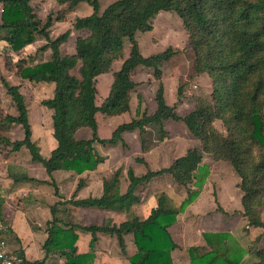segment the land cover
<instances>
[{"label": "trees", "instance_id": "obj_1", "mask_svg": "<svg viewBox=\"0 0 264 264\" xmlns=\"http://www.w3.org/2000/svg\"><path fill=\"white\" fill-rule=\"evenodd\" d=\"M31 2L0 0L3 14L0 40L17 50L34 42L36 35L47 40L37 51L51 48V60L29 67L21 58L16 66L21 78L55 83L53 97L43 99L41 104L53 110V135L57 146L49 156L42 154L38 141L33 138L29 108L21 85L12 84L5 77L1 81L17 113L5 112L0 101V146L8 153L26 146L32 159L41 162L51 177V181H44L25 173L12 174L15 181L49 182L54 187L57 200L50 206L53 217L47 221L48 237L43 245L47 254L59 252L65 258V264H91L93 251L80 253L75 243H66L60 249L55 246L59 241V225L64 224L68 225L72 238H77L76 229L89 232L92 249L99 241V233H107L117 238L126 253L125 235L133 233L138 251L130 257L132 264H153L155 258L156 264H174L171 252L179 245L168 228L176 221L180 208L168 202L165 192L156 196L157 203L147 218L132 215L119 224L108 221L86 225L76 223L70 220L68 213H65L67 218H63L62 209L72 204L126 212L140 202L137 193L140 185L164 174L170 175L178 185L189 188L203 161V153L216 161L225 160L233 165L241 178L238 186L243 191L242 213L248 225L264 227L261 217L264 199V0H115L103 12H100L99 0H55L70 9L80 2H88L93 7L91 14L77 17L73 24V29L88 31L85 36H77L73 53L61 48L68 41L71 28L56 37L50 35L54 22L64 20V14L59 13L54 18L50 13L43 20ZM171 10L180 15L187 29V44L195 54V71L207 73L213 84L211 98L198 97L195 108L185 116L177 111L183 87H178L177 101L170 105L161 80L163 64L181 50L169 46L163 51L144 55L136 38L137 32L153 29L152 20L158 13ZM125 40L130 42L126 57ZM120 59L123 60L121 67L113 70L114 62ZM5 60L6 67L11 69L12 59L6 56ZM141 66L152 69L154 76L160 79L155 94L156 110L153 113L144 111L142 115L119 124L108 138L100 137L98 113L114 116L130 111L132 92L139 84L133 75ZM75 69L77 74L73 72ZM109 72L113 75L109 93L98 104L97 78ZM169 119L183 121L199 139L200 146L189 148L185 155L158 170H152L144 157H137L136 160L148 169L138 175L130 166L124 193L121 191V167L103 179V192L99 197L76 199L83 179L79 180L70 198L60 191L54 171L70 169L82 173L96 169L105 161L106 157L98 151L96 143L108 146L122 142L126 145L124 132L137 130L144 149L146 127L156 125L165 133L164 124ZM216 119L223 122L226 133L216 127ZM15 124L24 129V138H11L9 132ZM83 127L92 129L91 138L76 136ZM189 193V198L193 197V190ZM3 204L4 200L0 198L1 220ZM218 209L224 211L220 205ZM204 237L212 249L200 254L197 246L190 247L191 264H241L242 248L231 253L234 242H228L233 240L232 235L205 233ZM260 239L261 235L257 236L249 248L256 259L247 264H264V249L258 247ZM16 253L21 258L17 264H45V258L31 261L21 252Z\"/></svg>", "mask_w": 264, "mask_h": 264}, {"label": "rangeland", "instance_id": "obj_2", "mask_svg": "<svg viewBox=\"0 0 264 264\" xmlns=\"http://www.w3.org/2000/svg\"><path fill=\"white\" fill-rule=\"evenodd\" d=\"M115 0H99L100 2V12H103L105 8ZM34 6L36 8L37 14L41 16L43 20H46L48 14H52L54 18L61 13L64 14L65 19L61 20L63 22L61 25L55 27L52 30V35L57 36L65 32L67 29L71 28L72 32L70 37L65 43V51L72 50L73 45L75 46V41L77 36L79 35H87V30H76L73 29V24L77 17H82L89 15L90 12H93V7L88 2H81L80 5H77L73 9L68 8L65 5H59L55 2V0H33ZM91 9V11H89ZM91 14V13H90ZM2 9L0 7V22L2 21ZM153 29L147 32H137L136 38L139 42L141 52L144 55H150L153 53H157L163 51L169 46H172L176 49H180L181 52L172 57V59L163 64V75L162 82L165 84V98L168 104L173 105L177 101V92L178 87H183V97L181 103L177 105L179 108V113L182 116L187 115L190 111H192L197 102L198 97L210 99L213 92V84L212 79L207 73L198 74L194 69V60L195 54L193 50L188 46V32L183 22V19L176 11H161L158 13L152 20ZM46 39L43 36L36 35L35 41L32 42L35 44L33 47V52L37 51L36 48L44 45L46 43ZM28 45V44H27ZM124 56H128L130 50V42L125 40L124 42ZM21 49L12 48L8 42H4L0 40V101L2 103V107L5 112L16 114L17 111L12 103L10 95L7 93L5 87L2 84L1 78L12 74L15 72L17 74V66L16 64L22 58L24 61L22 62L25 66L34 67L38 63H42L45 61H49L52 58V50L51 48H47L45 50L37 51L35 56L23 55L16 53ZM75 48V47H74ZM13 52V53H12ZM46 52H49L46 56ZM41 55V57H40ZM6 56H9L12 59L13 66L11 69L6 67ZM43 60V61H42ZM42 61V62H40ZM37 62V63H36ZM123 60H117L113 64V70L119 68L122 64ZM74 73H78L77 69L73 71ZM104 78H100L97 80V86L99 89L97 101L98 104H101L104 100V97L108 95L109 90V80L111 77V73L102 74ZM134 79L139 83L137 88L132 92L131 98V110L129 115L119 116L113 121H106V114L99 112L97 115L98 124H99V135L103 138H108L112 135L113 130L121 124V122L130 121L133 118H136L144 111H148V113H153L157 108V103L155 100V94L160 82V79H157L153 70L146 67H139L134 73ZM14 78H16L14 76ZM11 83H15L12 82ZM48 91H44L42 95H34L31 87H26L27 98L30 101L28 105L29 108V119L30 122L36 126V120L40 117L38 108H44V106H39L36 102L41 104V101L46 98L48 95ZM39 106V107H38ZM39 122V121H38ZM216 127L226 133V128L223 122L220 119H216L215 121ZM22 129V127H17ZM168 128L170 129L169 134L168 131L162 133L159 130V127L156 125H149L147 132L145 134L147 139L148 147H157L169 149V147L178 148L177 154L183 153L185 148L200 146V141L189 131L188 127L183 121H170ZM18 130V129H17ZM46 130V129H45ZM47 131V130H46ZM20 131L14 132V136L11 138L18 139ZM24 133V130H23ZM45 131L40 132V128L38 129L39 136H43ZM93 131L90 127L82 128L78 134L79 138H91ZM128 143L125 145L122 142H119L117 145H108L104 146L102 144L96 143L97 146L102 151H106L111 153L112 160L109 161L108 165L104 168L103 171H109L110 174L115 172L118 168L123 169V189H126L128 185L127 179V170L131 167H137L138 170L142 172H138V174L143 173L145 167L147 166L143 164H138L136 158L143 156V148L140 140L139 133L128 135ZM126 141V140H125ZM180 141V142H179ZM50 145V143H49ZM41 147V145H40ZM0 149H3V146H0ZM28 150V148L26 147ZM158 152H156L157 154ZM168 158V155H166ZM172 158V157H171ZM211 157H207L204 165H202L198 171L195 173V178L193 183H191L188 187L178 185L170 175H160L159 179L150 182L141 187L140 194L144 197H149L151 195L158 196L162 192H165L168 195V202L178 208H180V212H185L186 208L190 206V204L198 197V195L203 191V195L201 197V201L199 205H205L203 209H208L209 206H206L208 203L214 200L215 196L218 197V192L222 196V200L224 201L227 207H230L228 204L230 194L234 192L233 181L235 180L234 174L237 176L233 165L229 161L220 160L219 162H213V159H209ZM210 162V164L208 163ZM212 162V164H211ZM165 163H168L167 161ZM90 170V169H89ZM95 170V169H94ZM90 170V171H94ZM86 171V170H85ZM103 171H100L97 175L93 174V181L90 196L98 194V181L101 180V176L103 175ZM77 174H81L78 171H75ZM84 172V171H83ZM82 172V173H83ZM90 174V173H89ZM107 175V176H108ZM80 177L75 175V183L77 184ZM105 176L103 175V179ZM84 184V183H83ZM140 188V187H139ZM138 188V189H139ZM189 190H193V197L189 198ZM54 187L53 185L48 186V192L53 194ZM74 190H70L68 195L70 196ZM138 192V191H137ZM189 199V201H188ZM145 200V199H144ZM187 201V202H186ZM186 202V203H185ZM207 202V204H206ZM185 203V205H184ZM182 205H184L182 207ZM71 206V205H69ZM71 214L75 221L90 224V223H115L119 224L122 220L126 219V213H117L113 211H105L101 209H89L88 211H76L75 208H71ZM196 208L193 207L190 209L191 212L195 211ZM209 211V210H208ZM141 212V211H140ZM179 212V213H180ZM64 209H62L63 217L67 218L65 215ZM198 216H203L204 213L198 212ZM210 213V212H209ZM225 218L228 216L233 217L238 214L237 212L232 214L229 212L225 213ZM178 215V214H177ZM176 215V216H177ZM112 216V217H110ZM114 216V217H113ZM188 217L190 215H187ZM196 215H193L189 221L195 222L199 219H194ZM186 217V215H185ZM115 220V221H114ZM172 220V218H171ZM232 220V219H229ZM177 221V217H176ZM107 222V223H108ZM60 229L58 232V244H55L57 248H63L67 243H77L79 234L77 233V238H72L68 225L60 224ZM228 233V232H226ZM231 235V233H228ZM233 240L231 239L228 243L233 241L235 245L240 244L234 235H232ZM128 242L131 246H134L138 251V247L135 243V237L133 235H128ZM89 251L86 253L89 254L90 251L94 252L91 264L95 263L96 252L98 249H102L103 252L106 253L110 258L116 257L118 253H122V249L117 241L115 236L110 234H106L101 241H97L94 245L93 249L91 247V239L89 242ZM69 247V246H68ZM78 247V246H77ZM69 250V249H66ZM70 251V250H69ZM59 253V252H58ZM85 254V253H84ZM58 256L62 255L58 254ZM230 257V256H229ZM89 258V256H88ZM53 259H57L54 257ZM157 260H153V264H156ZM57 264V263H56Z\"/></svg>", "mask_w": 264, "mask_h": 264}, {"label": "crops", "instance_id": "obj_3", "mask_svg": "<svg viewBox=\"0 0 264 264\" xmlns=\"http://www.w3.org/2000/svg\"><path fill=\"white\" fill-rule=\"evenodd\" d=\"M80 3L78 5H80ZM31 4L34 6V2H31ZM0 7L2 9L1 4ZM89 11H91V9H89ZM62 23L63 22L60 21L54 22L50 32V35L52 37H55L52 35V30L55 27L61 25ZM65 43H63L61 46L63 51H65L64 50ZM33 47H35V44L30 43L26 45L22 50H19L16 53L23 54L24 56L28 55L29 53L30 55L35 56L37 51L33 52L32 50ZM75 50H76V41H75V46L73 45L72 50L69 51L67 50L66 52L73 53L75 52ZM48 53L49 52H46V56ZM35 57L37 59L38 55ZM109 73H111V77L108 84V86L110 87L113 80V75L112 72ZM14 76L16 78H14ZM6 77L10 82H12L13 80V82H15L14 84L21 85V91L24 93L28 105L30 104V101L28 100L26 94V87L28 86L31 87L33 94L35 96L41 94L43 95L44 91H48L49 93L44 99L53 97L54 89H55L54 82L32 81L30 79H24L18 76L15 72H12V74H9ZM100 78H104V77L99 76L97 80H99ZM36 103L39 106H44L42 104H39L38 102ZM38 110L40 117L36 120V126L33 124V122H30L33 129V138L38 141L39 145H41L42 154L44 156H49L50 152L57 146V140L53 135V131H54L53 119H52L53 110L46 106H44V108L42 107L38 108ZM177 111L179 112V108H177ZM129 113L130 111L120 115H114V116L107 115L105 117V120L113 121L119 116L129 115ZM170 121H175V120L172 119L166 120L164 124V129L168 131V134L170 131V129L168 128ZM121 123H123V121ZM19 126L22 127L21 125L18 124L12 126L9 132L11 137L14 136V132L16 130V131H20L18 139L24 138V133H23L24 129L17 128ZM39 128H40V132L45 131L42 137L39 136L38 134ZM148 128L149 126L146 127V129ZM81 129H79L76 133V136L78 138H79L78 134ZM137 132H138L137 130L124 132V138L126 142L128 143V138H127L128 135L136 134ZM12 139L15 140V138ZM96 147L98 151L103 156L106 157V159L104 162L100 163L94 171L86 170L81 174H77L74 170L58 169L53 172L54 179L57 185L59 186L60 191L66 196V198H70L72 196L79 183V181L77 184L75 183V175H77V177H80L79 180L83 179V183H84V184L82 183L80 189L78 190L76 199L89 197L92 187V181L94 179L93 174L97 175L100 171H103L104 168L108 165L109 161L112 160L111 153L100 150L97 144ZM189 148L191 147L185 148L183 153L177 154L176 152L178 151V148L176 149L173 146L169 147V149L160 148V146L157 147L152 146L149 148L146 143V147L143 150L144 155L140 157H144L146 159V161L149 164V167L152 170H158L164 167H168L174 161V159L182 155H185ZM156 152L158 153L156 154ZM166 155H168V158L166 157ZM207 157H211V155L203 153V161L201 162L200 167L204 165ZM209 159H213V158L211 157ZM166 161L168 163H165ZM213 162L215 164L219 161L213 159ZM208 163L210 164V162ZM138 164H143V163L138 162ZM143 165L146 166L145 164ZM133 168L136 174H138V172H142L141 170H138L137 167L135 166ZM146 171L147 169L145 167L143 173L141 174L146 173ZM103 172H104L103 175L105 177H107V175L110 173L109 171L107 172L103 171ZM15 173H20V174L25 173L28 174V176L39 180L51 181V177L46 171L44 165L41 162L34 161L32 159L30 151L29 149L28 150L26 149V146H23L18 151H12L9 153L7 150L3 151L2 149H0V198L4 200L1 217L3 219L2 221L4 222V224L8 226V230L5 235L8 248L15 253L21 252L28 260L31 261L42 260L43 258H45V264H56V263L65 264V258L58 256L59 254L58 252L53 251L47 254L43 246L48 237V232L46 230L47 221L51 220L53 217L50 206L53 203H55V201L57 200L54 191L53 194H50L48 192V186L51 184L49 182L41 183L38 181H27V180L15 181L14 177L12 176V174ZM103 175L101 176L102 177L101 180L98 181V187H99L98 194L92 195L93 197H99L103 192ZM234 177H235V180L233 181L234 192L230 194L228 201L230 207H227L225 205L224 201L222 200L221 194L218 192V197L215 196L214 200L211 201V203L207 204L206 202L207 204L206 206H209L208 209H203L205 205L204 206L199 205L201 201V197L203 195V191H202L198 195V197L190 204V206L186 208L185 212L182 211L178 213L177 221H175L171 226H169L168 230L170 231L174 241L179 245L176 249L172 250L171 252L174 264H191V256H190L189 248L192 246H197L200 254H204L205 252L210 251L212 248L211 245L207 243L204 237L205 233L228 232L231 233V235H234V238H236L240 244L235 245L234 243H232L233 249L231 250V253L234 254L236 253L239 247L242 248L243 257L241 264H247L256 259V256L249 252V248L251 247L254 240L259 235H261V239L258 243V247L260 249H264V227H254L248 225L247 219L242 213L244 210L242 205L243 191L238 186V184L241 181V178L238 174L237 176L234 174ZM123 178L124 177H122L121 191L124 193L127 190L128 185L124 190ZM157 179H159V177H154L152 180L146 182V184H149L150 182ZM146 184L143 183L142 185H140V188L137 190L138 191L137 193L140 196V202L134 204L126 212H123L127 214L126 219H128L132 215H137L140 219H145L150 214L151 208L156 205L157 203L156 195L153 194L149 197L146 196L143 197L140 194L141 187ZM67 190L68 192L70 190H74V191L69 196ZM218 205H220L224 209V211L219 210ZM193 207H195L198 212L204 213L203 216H198L196 210L191 212L190 209H192ZM71 208H75L77 212L81 210L83 211V213H85L84 211H88L89 209H96V207H80V206L68 204L67 209L64 208V211L66 212L68 210V212L66 213L69 214L70 220L76 223H80V222L75 221V219L73 218V215L71 214V210H70ZM105 211H112V210H105ZM236 211L238 214L234 215L233 217L230 216H228V218L224 217V215H226L225 214L226 212L234 214L236 213ZM113 212L118 213V211H113ZM61 215L63 217V214ZM187 215H190L189 216L190 218H192L193 215H196L194 219H199V220L195 222L189 221L190 219H188L189 217ZM261 217L262 220L264 221V199H263ZM76 232L79 234L78 241L76 243V245L78 246V251L80 253H86L87 251H89L90 248L89 242L91 239V234L89 232L80 229H76ZM106 234L107 233H99V241H101L104 238V236H106ZM128 235H133V233H129L125 235L126 253L125 252H122L121 254L118 253L116 257L110 258L100 248L98 249V252H96V259L94 264H132L130 257L133 256L137 252V250L134 246H131L130 243L128 242L127 240ZM54 257H56L57 259H53Z\"/></svg>", "mask_w": 264, "mask_h": 264}, {"label": "built area", "instance_id": "obj_4", "mask_svg": "<svg viewBox=\"0 0 264 264\" xmlns=\"http://www.w3.org/2000/svg\"><path fill=\"white\" fill-rule=\"evenodd\" d=\"M8 226L0 219V264H17L20 256L8 248L5 234Z\"/></svg>", "mask_w": 264, "mask_h": 264}]
</instances>
